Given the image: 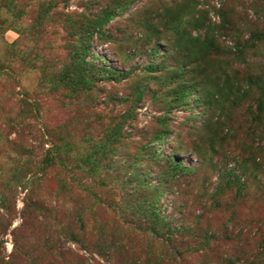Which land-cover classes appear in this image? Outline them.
<instances>
[{
    "label": "rangeland",
    "instance_id": "1",
    "mask_svg": "<svg viewBox=\"0 0 264 264\" xmlns=\"http://www.w3.org/2000/svg\"><path fill=\"white\" fill-rule=\"evenodd\" d=\"M118 2L125 8L107 22V39H92L85 59L117 71V76H124V72L125 78H132L126 83L124 78L107 81L102 87L82 93L77 100L51 90L53 85L48 82L54 71L67 63L64 40L67 42L73 26ZM194 37L212 38L213 43L200 47L189 42ZM143 69L158 72L140 77ZM181 84L196 87L186 91L184 99L169 104L173 111L166 118L167 137L159 152L175 154L186 166L198 165L199 155L203 163L224 164L226 170L237 156L259 159V171L241 176L249 180L250 187L264 182V0H0V264H147L150 256L159 257L163 264H195L192 253L184 259H164V244L150 242L149 234L125 227L119 231V226L115 227L118 239L111 244L109 239L104 240L106 229L99 231L92 226V214L81 230V240H66L59 246L67 229L74 232L72 224L59 229L61 221L69 217L75 201L91 204V193L87 187L81 192L71 186L65 207L60 209L62 198H56L63 193L56 188L58 179L67 175L58 167L47 169L37 190L35 204L45 209L36 212V226L27 223L26 227H18L24 190L11 189L14 179L39 168L40 153L44 152L34 148V152L24 153L18 149L14 143L19 130L39 131L43 126L53 135H62L66 131L72 134L75 128L84 138L113 122L119 98L131 99L143 86L167 92ZM97 100L101 103L93 107L92 102ZM181 102L186 103L178 107ZM77 104L84 108L78 110ZM145 108L146 103L136 111L139 126L152 113ZM98 109L106 120L94 117L93 110ZM190 112L194 114L192 122L198 126L194 134H188L185 125L176 124ZM78 116L82 124L74 122ZM178 141L183 149L173 153ZM68 167L75 169L72 164ZM204 172L199 175L216 180V173ZM212 188L210 185L208 191ZM249 193L255 199L238 202L233 212L260 213L258 216L264 217V187ZM160 201L166 205L164 212L173 204L168 194H162ZM95 209L97 206L92 208L94 214L100 212ZM38 219L50 223L45 225ZM220 223L216 221V225ZM225 225L235 227L236 221ZM39 232L50 236L57 247L49 248L50 241L42 240L37 245ZM262 235L244 245L239 254L242 257L235 262L247 264L257 251L259 256L253 264H264V253L257 247ZM126 250L131 251L127 254L130 262L121 258Z\"/></svg>",
    "mask_w": 264,
    "mask_h": 264
},
{
    "label": "trees",
    "instance_id": "2",
    "mask_svg": "<svg viewBox=\"0 0 264 264\" xmlns=\"http://www.w3.org/2000/svg\"><path fill=\"white\" fill-rule=\"evenodd\" d=\"M125 6L118 2L109 8L102 7L89 17L81 19L77 27L73 26L67 42L64 40L68 49L67 63H61L60 68L54 71L52 80L48 82L53 85L51 90L62 91L65 97L68 95V98L77 100L82 93L100 85L102 87L107 81L119 82L124 78L126 83L132 78H125L124 72V76H117V71L85 59L90 52L92 39L95 38L98 41L107 39L109 35L106 30L107 22L117 12H122ZM189 42L200 47L207 43L211 46L213 43L212 38L205 37H194L189 39ZM156 48V44H153L152 50ZM156 72L158 70L143 69L139 75L148 77ZM178 87H180L179 90H173ZM192 87L195 88L196 85L188 87L181 84L167 92L155 91L153 88L144 86L141 89L138 88L133 98L129 100L119 98V107L116 109L117 113L113 115V122H107V126L98 129L97 133L85 134L84 138L78 136L75 128L72 134L66 131L62 135H53L43 126H40L39 131L19 130L14 143L18 149L24 153H32L34 148L44 152L40 153L39 168L31 173L24 172L25 175L14 179L11 189L19 187L24 190L22 215L18 227H26L27 223L30 226H36L35 220L38 217L36 212L45 209L35 204L37 190L41 187L43 176L48 173L47 169L58 167L67 175L58 179L56 188L63 193V196L56 198H62L61 205L58 206L60 209L65 207L71 186L81 192L87 187L91 193V200H89L91 204L86 205L75 201L69 217L61 221L59 229H64V224H72L74 232L67 229L66 235L59 241V246L60 242L64 244L66 240L72 242L81 240L82 238L79 237L81 230L86 227L87 220L92 214L94 215L92 226L96 225L99 231L107 230L104 240L109 239L112 244L118 239L116 226H119L118 231L121 227H125L126 230L146 233L149 234L150 242L157 241L164 244L166 260L174 261L175 256L184 259L192 253L195 264H239L235 260L242 257L239 255L242 247L246 244L250 245L260 233L263 235L257 247L264 253V217H259L260 213L233 212L234 205L238 202L255 199L250 197V190L264 187L263 181L250 187L249 180L241 176H248L251 175L250 172L259 171L261 166L259 159L249 160L247 157L237 156L233 166L226 170L224 164L218 166L209 162L203 163L204 160L199 155H196L200 160L198 165L186 166L175 154L159 152L160 144L167 137L166 118L173 111L168 108L169 104L176 99H184L186 91H191ZM168 97L171 99H167ZM92 103L95 107L101 102L97 100ZM145 103V110L149 109L152 113L139 126L140 121L136 111ZM182 103L186 102L177 104L178 107H181ZM77 105L78 110L84 108L81 104ZM163 105L164 108H161ZM101 114V110H93L97 121L106 120ZM192 114L190 112L182 120L176 121L179 127L185 125V131L188 134H194L198 128L192 122L194 118ZM74 122L82 124V119L78 116ZM179 142L173 153L183 149ZM193 148L197 150L196 145ZM70 164L74 165L75 169L69 168ZM204 169V174L216 173V180L209 181L206 176L199 175ZM13 174L16 176V173ZM191 185L194 188L190 187ZM210 185L213 188L208 191ZM162 194L170 195L173 203L167 212H164L166 205L160 201ZM224 195H227V198H223ZM173 199L178 202H174ZM220 204L224 207L219 206ZM95 206H97L95 210L100 211L99 213L94 214L92 211ZM33 216L34 219H32ZM219 220L221 223L216 225V221ZM225 221H236V226H227ZM48 222L49 220H42L41 223L46 225ZM32 231L35 230L32 229ZM36 240L37 245H40L42 240L50 241L49 248L57 247L53 244L52 238L43 233L37 236ZM66 251L67 249L61 250L58 255ZM129 252L131 251H122L121 258L128 259ZM258 256V252L255 251L247 264H253ZM146 259L147 264H163V260L161 261L157 256ZM128 260L130 262L131 259Z\"/></svg>",
    "mask_w": 264,
    "mask_h": 264
}]
</instances>
